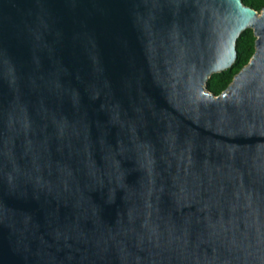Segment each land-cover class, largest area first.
Segmentation results:
<instances>
[{
  "label": "water",
  "instance_id": "obj_1",
  "mask_svg": "<svg viewBox=\"0 0 264 264\" xmlns=\"http://www.w3.org/2000/svg\"><path fill=\"white\" fill-rule=\"evenodd\" d=\"M0 264H264V10L0 0Z\"/></svg>",
  "mask_w": 264,
  "mask_h": 264
},
{
  "label": "trees",
  "instance_id": "obj_2",
  "mask_svg": "<svg viewBox=\"0 0 264 264\" xmlns=\"http://www.w3.org/2000/svg\"><path fill=\"white\" fill-rule=\"evenodd\" d=\"M245 5L259 13L264 10V0H242ZM256 37L253 30L245 31L237 42L238 58L234 66L220 74L213 75L207 84V89L216 96L222 94L233 82L235 76L246 67L256 52Z\"/></svg>",
  "mask_w": 264,
  "mask_h": 264
}]
</instances>
